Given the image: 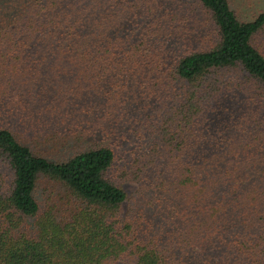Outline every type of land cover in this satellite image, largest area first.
<instances>
[{
	"label": "trees",
	"instance_id": "16d2710c",
	"mask_svg": "<svg viewBox=\"0 0 264 264\" xmlns=\"http://www.w3.org/2000/svg\"><path fill=\"white\" fill-rule=\"evenodd\" d=\"M1 166L0 264H264V8L0 0Z\"/></svg>",
	"mask_w": 264,
	"mask_h": 264
},
{
	"label": "rangeland",
	"instance_id": "374dc122",
	"mask_svg": "<svg viewBox=\"0 0 264 264\" xmlns=\"http://www.w3.org/2000/svg\"><path fill=\"white\" fill-rule=\"evenodd\" d=\"M193 0H184V2L189 3ZM231 5L233 8L236 9V12L239 13L244 18H249L252 14L257 12L259 9L264 8V0H230ZM126 137H131L130 134H128ZM118 142H116L117 144ZM125 144L132 145V141H124ZM121 148H124L121 145ZM0 170L3 173L4 183H7L11 179V174L9 172V169L6 166H1ZM121 186L123 185L124 189L126 190L127 197L121 204V211H125L132 206L133 202V196H136L135 192L133 193V190L137 188V185L133 182H124L119 183ZM41 183L38 184L39 188L37 192L41 189L40 187Z\"/></svg>",
	"mask_w": 264,
	"mask_h": 264
}]
</instances>
